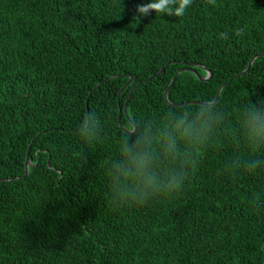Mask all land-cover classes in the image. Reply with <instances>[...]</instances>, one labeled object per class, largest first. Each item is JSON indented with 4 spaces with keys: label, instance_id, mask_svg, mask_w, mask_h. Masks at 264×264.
<instances>
[{
    "label": "trees",
    "instance_id": "trees-1",
    "mask_svg": "<svg viewBox=\"0 0 264 264\" xmlns=\"http://www.w3.org/2000/svg\"><path fill=\"white\" fill-rule=\"evenodd\" d=\"M146 2L0 0V264H264V143L242 120L264 100V0H192L181 17L138 23ZM189 64L211 79L177 75ZM203 105L210 128L177 135L168 157L165 132ZM144 130L161 175L188 179L117 204L118 145Z\"/></svg>",
    "mask_w": 264,
    "mask_h": 264
},
{
    "label": "clouds",
    "instance_id": "clouds-1",
    "mask_svg": "<svg viewBox=\"0 0 264 264\" xmlns=\"http://www.w3.org/2000/svg\"><path fill=\"white\" fill-rule=\"evenodd\" d=\"M191 4L192 0H147L146 3L137 5L133 20L139 23L151 13L181 17ZM214 111L213 108L203 105L196 119H177L164 134V153L168 157H175L177 135L192 140L199 139L210 128ZM242 120L249 143L254 147L264 143V100H258L255 104L249 103L243 109ZM78 135L85 141H91L95 137L94 115H90L81 125ZM153 143L154 138L144 130L138 132L135 137H124L118 145L120 158L112 164V176L116 186L113 201L117 204H143L158 195L180 191L188 179L189 172L183 169L161 175L157 170L156 155L152 151Z\"/></svg>",
    "mask_w": 264,
    "mask_h": 264
},
{
    "label": "water",
    "instance_id": "water-1",
    "mask_svg": "<svg viewBox=\"0 0 264 264\" xmlns=\"http://www.w3.org/2000/svg\"><path fill=\"white\" fill-rule=\"evenodd\" d=\"M261 56H264V53H262ZM257 57H258V55L254 56V57L251 59V61H250L249 65H248V67L246 68V70L243 71L242 73L236 75V77H240V76L245 75V74L250 70V68L252 67V65H253V63H254V61L256 60ZM197 67L206 70V71L208 72V75H207L206 77H202V76L196 71L195 68H197ZM164 69H165V68H163L162 70H160V71H159V74H160L161 72H163ZM183 70L192 71V72L196 73L200 79L205 80V81L210 80L211 77H212V72H211L208 68H206L204 65H201V64H189L187 68L179 70V71L177 72V75H178L180 72H182ZM153 77H154V76H153ZM153 77H152V78H153ZM132 80H133V77H131V80H130V82H129L128 84H130V83L132 82ZM174 82H175V78L173 79V81H172L170 87H172V86L174 85ZM102 83H104V82H102ZM102 83H101V84H102ZM224 86H225V84H223V85L220 87V89L218 90L217 96H216L215 100H214L212 103H201V104H207V105H209V104H212V105L217 104V102H218V100H219V97H220V94H221V91H222V88H223ZM136 88H137V86L132 90V92H131V94H130V97H131V95L135 92ZM168 91H169V88H168V90L166 91V98H168V97H167V96H168ZM127 106H128V100H127V102H126V104H125V108H124V112H125L126 114H127ZM121 110H122V108L120 107V108H119V111L121 112ZM120 125L123 127V125L121 124V122H120ZM135 129H136V128H135ZM125 131H127V130L125 129ZM134 131H135V130H133V131H127V132H129V133H133ZM29 154H30V152L27 153L26 164H25V165H26V172H25V175H24V176H27V175L29 174V167H30V165H31V161L29 160Z\"/></svg>",
    "mask_w": 264,
    "mask_h": 264
}]
</instances>
